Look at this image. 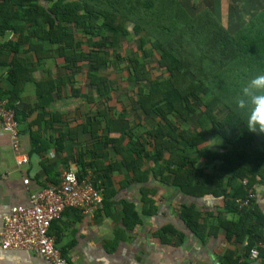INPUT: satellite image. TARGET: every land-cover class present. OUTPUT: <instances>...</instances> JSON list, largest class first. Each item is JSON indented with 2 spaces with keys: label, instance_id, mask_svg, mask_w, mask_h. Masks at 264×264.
Listing matches in <instances>:
<instances>
[{
  "label": "trees",
  "instance_id": "trees-1",
  "mask_svg": "<svg viewBox=\"0 0 264 264\" xmlns=\"http://www.w3.org/2000/svg\"><path fill=\"white\" fill-rule=\"evenodd\" d=\"M12 18L19 25L10 23ZM21 24L27 25L37 39L59 48L54 58L63 59L69 79L65 76L54 83L56 89L61 91L65 80L74 84L72 80L85 68L89 87L98 94L82 96L97 108L82 123L81 132L44 138L41 131L52 128L59 119V114L45 111L51 100L43 101V97L52 92L50 85L46 80L37 81L36 68L18 58L9 67L12 90L9 94L0 89V101L6 96L16 97L7 105L15 110L18 125H26L38 112L37 119L26 125L31 128L33 152L41 157L52 147L59 152L65 137L76 140L78 134L93 143V148L76 156L77 170L69 169L65 162L60 173L54 164L43 162L48 180L58 186L61 175L72 171L80 183L89 179L97 190L101 188L99 179L104 182L105 178H90L89 168L95 175L106 177L125 170L139 177L137 182L154 175L163 185L194 201L205 197L219 200L221 205L214 212L203 213L194 204L182 205L181 221L203 241L217 237L220 231L228 245L248 241L244 251L251 257V250L264 242V210L256 190L264 187V134L246 131L244 113L237 109L235 100L251 78L264 74V7L247 21L224 27L211 6L193 16L178 0H59L48 7L36 0H2L0 35L19 31ZM71 27L76 34L70 35ZM134 37L139 43L138 53L123 56L122 43ZM82 39L87 41V51L82 49ZM25 42L33 43L29 37ZM34 52L40 59L39 51ZM109 69L126 74L124 80L132 89L124 96L127 103L121 102L123 96L116 82L102 76V71ZM29 84L35 87L38 102L25 111L16 100ZM69 88L74 96L81 93L73 86ZM117 103L122 106L120 113L111 107ZM130 113L137 120H129ZM119 127L123 128L119 137L111 138V132ZM202 158L207 171L196 166ZM146 162L154 165L147 167ZM149 193L156 192L143 188L142 201L150 205L145 209L151 215L156 208L147 197ZM102 202L106 203V197ZM227 214L232 217L227 218ZM163 231L182 238L170 226ZM48 234L53 237L51 229ZM234 254L226 249L224 261L239 264L233 260ZM259 255L264 260V247Z\"/></svg>",
  "mask_w": 264,
  "mask_h": 264
},
{
  "label": "crops",
  "instance_id": "crops-1",
  "mask_svg": "<svg viewBox=\"0 0 264 264\" xmlns=\"http://www.w3.org/2000/svg\"><path fill=\"white\" fill-rule=\"evenodd\" d=\"M58 1L36 0L38 5L45 7ZM60 1L71 3L79 0ZM1 2L2 0H0ZM13 21L15 25H19L16 19L9 20L10 23ZM26 26L21 24L19 31H7L0 35V89L8 91L10 94L12 89L7 71L18 58L17 60L27 66L36 68L35 79L41 83L46 80V84L50 85L48 90L52 91L50 94H44L43 101L51 100L50 105H45V111L59 114V119L52 128L41 131L43 137L56 139L68 131L78 130L81 132L82 122L77 121L83 117L84 123L91 112L86 115L84 113L86 108H82L81 114H79L80 110H75L72 106L76 103V99L84 103L85 100L82 96L87 92L78 89L81 93L74 96L69 87L73 86L76 89L75 84L79 81H75L73 78L74 84L65 80L67 84L62 87L61 91L55 88L54 83L64 80L61 78L66 76L69 79L68 70L63 66V59L54 58L57 57L59 48L57 45L37 39ZM72 31L71 27L70 35L71 33L76 34ZM26 37H29L33 42L31 45L25 42ZM81 41H83L82 49L87 51L89 49L86 45L87 41L85 39ZM34 50L39 51L40 59ZM52 53L54 54L49 57ZM25 78L26 76L17 78V82L20 83ZM88 88H90L89 84ZM15 98L6 96L4 101L10 104ZM18 98L17 105L25 111L35 108L38 102L35 87L31 84L20 90ZM121 111L122 109L115 112L120 113ZM127 112L129 113V111ZM37 116L38 112L29 118L26 125L37 119ZM127 116L131 118L132 114ZM26 125H19L20 143L19 152L16 153L8 135L3 133L0 123V228L12 207L30 206V197L33 192L55 186L45 175L42 167L43 162L54 164L60 173L64 171L63 163L68 162L67 166L74 171L78 169L76 156L82 151H86L87 148L94 147L89 138L78 134L76 140L69 141L65 137L63 150L61 148V151L56 152V148L52 147L44 150V155L41 157L39 153L32 150L29 130L31 128ZM37 129L38 127H35L34 131ZM122 129L119 127L113 130L110 137H119ZM19 155H28L29 163L18 165ZM105 157L103 155L102 158L105 160ZM86 161L88 160L86 159ZM146 163L147 167H151L148 165L149 162ZM94 171L92 168L88 169L90 178L92 177L94 180L100 177L105 178L104 182L99 179L101 188L97 191L102 198L106 197V203L102 202L99 206L88 210L69 208L62 218L54 221L51 226L56 247L69 264H228L231 261L223 259L226 249L235 252L233 260H238L239 264H264L262 258L252 260L247 253L245 254L243 244L228 245L222 231L217 237H210L203 241L181 221L180 209L182 205L194 204L203 213L214 212L221 205L219 200L205 197L194 201L171 187L163 185L154 175H150L146 179L142 178V181L137 182L140 180L139 177L125 170L107 177L106 175H95ZM61 177L59 182H61ZM26 179L29 180L27 185L24 183ZM145 187L150 190L154 189L156 192L154 195L151 193L147 195L154 201L156 208V212L151 215L146 213L150 205H146L142 201L143 188L145 189ZM256 190L258 203L264 210V187H257ZM226 217L231 218L232 215L227 214ZM136 219H139L140 222L134 224L133 221ZM169 226L177 233L179 232L182 238L163 231L165 227ZM0 264L49 263L34 252L0 250Z\"/></svg>",
  "mask_w": 264,
  "mask_h": 264
},
{
  "label": "built area",
  "instance_id": "built-area-1",
  "mask_svg": "<svg viewBox=\"0 0 264 264\" xmlns=\"http://www.w3.org/2000/svg\"><path fill=\"white\" fill-rule=\"evenodd\" d=\"M16 112L8 107L5 101H0V123L3 133L8 135L14 152H19L20 130L16 120ZM29 157L19 155L18 165H27ZM29 184V180L24 182ZM253 196V195H251ZM30 206H15L5 217L0 228V250H22L34 252L49 264H69L62 252L56 247L54 237L48 233L52 223L62 218L66 208L92 209L101 203V195L89 183L88 179L80 183L75 173L66 171L58 186L48 187L31 194ZM244 205L247 201L242 202ZM246 241L243 248L248 247ZM264 242H258L251 250V258L258 260L259 249Z\"/></svg>",
  "mask_w": 264,
  "mask_h": 264
},
{
  "label": "rangeland",
  "instance_id": "rangeland-1",
  "mask_svg": "<svg viewBox=\"0 0 264 264\" xmlns=\"http://www.w3.org/2000/svg\"><path fill=\"white\" fill-rule=\"evenodd\" d=\"M181 5L185 6V9L190 12L191 15L195 16L197 13L203 11L208 6H211L212 10L215 12V15L218 16L224 25V27L233 26L234 24H240L241 22H245L253 15L257 14L258 11H260L264 7V0H178ZM252 2V3H251ZM129 29L131 27L129 26ZM138 40L134 38H129L122 43L121 46V52L123 56H128L132 54L138 53ZM82 73H78L75 77L76 82L75 86L76 89H80L81 91L84 90L87 92V94H90L93 97H97V92L94 89L88 88V80L86 78V69ZM102 76L104 78H107V80L116 82V88L120 89V92L123 96L122 103L126 102L125 95H129L132 93V89L128 87V84L125 82L124 78H126V74L124 72L118 73L116 70L109 69L107 71H102ZM84 92V93H85ZM86 94V93H85ZM86 94V95H87ZM117 95L118 94H114ZM127 103V102H126ZM118 105V103H117ZM75 108V110H80L78 113L81 114V109L86 108L85 114L87 115L88 112H93L96 110L95 104L90 101H84V103H81V100L76 99V103L72 106V108ZM113 109H116L117 111H120L122 108L121 104H119L117 107L111 106ZM115 110V111H116ZM90 114V113H89ZM78 117V116H77ZM75 119V117H74ZM136 119L135 116L132 118H129V120ZM80 120V121H79ZM77 122L83 123V117L79 119ZM85 122V121H84ZM209 145V144H208ZM204 159H199V163L196 165L197 167L205 168V171L208 170V167H206L202 162ZM149 166H152L153 163H149ZM207 168V169H206Z\"/></svg>",
  "mask_w": 264,
  "mask_h": 264
},
{
  "label": "clouds",
  "instance_id": "clouds-1",
  "mask_svg": "<svg viewBox=\"0 0 264 264\" xmlns=\"http://www.w3.org/2000/svg\"><path fill=\"white\" fill-rule=\"evenodd\" d=\"M235 104L244 113L246 131L264 134V74H258L247 82Z\"/></svg>",
  "mask_w": 264,
  "mask_h": 264
}]
</instances>
